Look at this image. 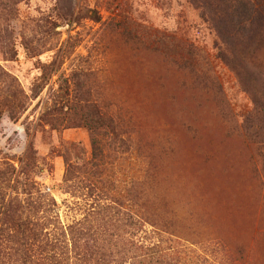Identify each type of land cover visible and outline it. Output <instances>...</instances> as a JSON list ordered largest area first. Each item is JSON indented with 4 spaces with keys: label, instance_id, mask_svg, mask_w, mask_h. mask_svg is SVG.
Segmentation results:
<instances>
[{
    "label": "rangeland",
    "instance_id": "374dc122",
    "mask_svg": "<svg viewBox=\"0 0 264 264\" xmlns=\"http://www.w3.org/2000/svg\"><path fill=\"white\" fill-rule=\"evenodd\" d=\"M2 15L0 264H38L41 195L52 264H264V25L229 64L188 0Z\"/></svg>",
    "mask_w": 264,
    "mask_h": 264
},
{
    "label": "trees",
    "instance_id": "16d2710c",
    "mask_svg": "<svg viewBox=\"0 0 264 264\" xmlns=\"http://www.w3.org/2000/svg\"><path fill=\"white\" fill-rule=\"evenodd\" d=\"M23 0H0V12L2 16L13 14L16 7ZM68 3V0H66ZM200 13L202 19L209 23L216 34L215 46L223 60H230L234 57L237 50L247 51L249 48L248 40L254 39L255 35H261L254 32L252 27L256 24L264 25V0H188ZM91 15L94 21L101 20L100 13L97 10ZM3 23L0 21V29ZM2 30V29H1ZM6 36L11 37L13 30L10 24L4 29ZM235 54V55H234ZM230 64V63H229ZM5 79L8 83L7 97L10 104L16 110H22L25 107V95L17 79L9 73H5ZM97 149V148H95ZM42 197V215L37 218L35 231L33 232L36 252L38 255L35 261L38 264L61 263L58 253L61 240L59 234L49 226L55 224V214L51 207V201L45 204V195ZM54 205V203H53ZM50 206V207H48ZM3 236V233L1 234ZM34 260L30 261L32 263ZM37 264V262H35Z\"/></svg>",
    "mask_w": 264,
    "mask_h": 264
}]
</instances>
